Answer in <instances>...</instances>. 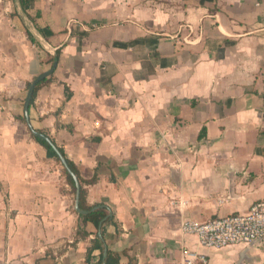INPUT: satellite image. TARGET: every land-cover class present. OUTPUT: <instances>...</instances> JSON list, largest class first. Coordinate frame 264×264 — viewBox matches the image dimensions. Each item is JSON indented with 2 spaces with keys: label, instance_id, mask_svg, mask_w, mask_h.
Here are the masks:
<instances>
[{
  "label": "crops",
  "instance_id": "0c3cea01",
  "mask_svg": "<svg viewBox=\"0 0 264 264\" xmlns=\"http://www.w3.org/2000/svg\"><path fill=\"white\" fill-rule=\"evenodd\" d=\"M31 6L0 0V264H85L100 231L77 239L64 166L24 121L56 59L32 126L96 177L87 204L112 213L102 242L119 264H264V245L214 249L182 229L264 200V0Z\"/></svg>",
  "mask_w": 264,
  "mask_h": 264
},
{
  "label": "built area",
  "instance_id": "2783aa9c",
  "mask_svg": "<svg viewBox=\"0 0 264 264\" xmlns=\"http://www.w3.org/2000/svg\"><path fill=\"white\" fill-rule=\"evenodd\" d=\"M184 233L194 235L202 245L223 249L232 245L263 246L264 200L253 203L247 213L229 214L204 222L185 221ZM187 264H207L205 254L186 252Z\"/></svg>",
  "mask_w": 264,
  "mask_h": 264
},
{
  "label": "trees",
  "instance_id": "16d2710c",
  "mask_svg": "<svg viewBox=\"0 0 264 264\" xmlns=\"http://www.w3.org/2000/svg\"><path fill=\"white\" fill-rule=\"evenodd\" d=\"M32 2H33V0H20L21 7H23V9L25 11H28L32 7L31 6ZM38 16H40V14H38ZM29 35H30L31 40L35 42L33 35H31V34H29ZM59 54H60V51L57 52L55 58H58ZM55 58H52L51 56H49V63H53ZM45 81H47V80H44L37 85L38 87H37L36 92L34 94V98H33L31 105H33L35 97L37 95V92L40 89L41 85ZM67 96L69 97L70 94H67ZM24 121H26V120H24ZM203 135H204V133H202V136ZM36 139L39 140L45 147H47V149H49L55 155L57 162L60 164V161H59L58 157L56 156V153L54 152V150L51 148V146L45 140H42V139L37 138V137H36ZM60 151L66 157L64 149L60 148ZM66 159H67L69 165L72 167V169L76 173V175L78 176L79 181L81 183L80 207L82 210L90 211V209L93 208V206H91V205L88 206V204H87L86 199H87V193L88 192L86 191V189L84 188L83 185H85V184L89 185L91 183H94L96 181V177L89 180V181L83 180L81 175H80V171H79L78 167L72 161H70L67 157H66ZM63 172L67 177V180H68L69 185L71 186L72 192L76 195L77 192H76L75 181L73 180L72 176L69 175V173L67 172V170L64 167H63ZM107 215H108V212L104 208H97V209L91 211L88 215H79L81 222H80L79 227H78L77 239H87L90 236V232H88L86 230V226L91 222L96 226V228H99L101 222L105 219V217ZM105 229H106V225L103 228L104 234H105ZM91 245H92L91 248L87 252L85 264H101L103 261V254H104L106 245L101 241V239L97 235L91 240ZM96 250H100V252H101L99 257H98V260H96V256L94 255V252ZM119 263H120V255L113 252L112 250H110L108 248V254L106 257V264H119Z\"/></svg>",
  "mask_w": 264,
  "mask_h": 264
},
{
  "label": "water",
  "instance_id": "95a60500",
  "mask_svg": "<svg viewBox=\"0 0 264 264\" xmlns=\"http://www.w3.org/2000/svg\"><path fill=\"white\" fill-rule=\"evenodd\" d=\"M58 67V59L55 60L53 66L51 67V69H49L46 72L41 73L40 75H38L34 81L29 85V90L27 93V97L25 100V104H24V113H25V117H26V121L28 124V127L31 131V133L42 139L45 140L50 146L51 148L54 150V152L56 153V156L58 157L60 163L62 166H64V168L67 170V172L69 173V175L72 176L73 180L75 181V185H76V203H75V207H76V211L78 212V214L80 215H88L91 211L100 208V206H94L93 208L90 209V211H85L82 210L80 207V201H81V184L79 181L78 176L76 175V173L74 172V170L72 169V167L69 165L66 157L64 156V154L60 151L59 147L55 144V142L53 141V139H50V137H48L47 135H45L44 133L36 130L33 128L32 126V122H31V115L29 113L30 111V107H31V103L33 101L34 98V94L36 92L37 89V85L39 83H41L42 81L46 80L47 78H49L54 71L56 70V68ZM110 219H112V213L110 212L109 215H107L105 217V219L101 222L100 224V231L98 233V237L101 239V241H103V234H102V228L104 226V224L109 221ZM108 254V249L107 247L105 248L104 251V255H103V263L102 264H106V257Z\"/></svg>",
  "mask_w": 264,
  "mask_h": 264
}]
</instances>
